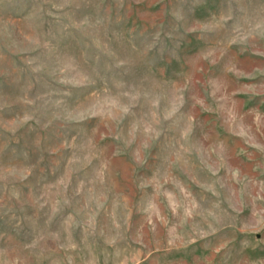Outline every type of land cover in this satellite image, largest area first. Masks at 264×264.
Instances as JSON below:
<instances>
[{"label":"rangeland","instance_id":"rangeland-1","mask_svg":"<svg viewBox=\"0 0 264 264\" xmlns=\"http://www.w3.org/2000/svg\"><path fill=\"white\" fill-rule=\"evenodd\" d=\"M0 264H264V0H0Z\"/></svg>","mask_w":264,"mask_h":264}]
</instances>
